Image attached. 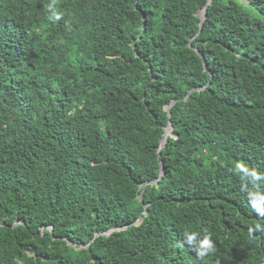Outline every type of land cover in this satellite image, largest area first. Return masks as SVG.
<instances>
[{"label": "trees", "instance_id": "obj_1", "mask_svg": "<svg viewBox=\"0 0 264 264\" xmlns=\"http://www.w3.org/2000/svg\"><path fill=\"white\" fill-rule=\"evenodd\" d=\"M206 1L0 0V264H264V0Z\"/></svg>", "mask_w": 264, "mask_h": 264}, {"label": "clouds", "instance_id": "obj_2", "mask_svg": "<svg viewBox=\"0 0 264 264\" xmlns=\"http://www.w3.org/2000/svg\"><path fill=\"white\" fill-rule=\"evenodd\" d=\"M50 18L53 21L61 18V13L50 8ZM235 171L240 175L241 180L251 177L253 181H264V174L258 172L255 168H249L244 163H236ZM255 185V184H253ZM247 195L251 202V207L256 211L259 216H264V192L259 190H247ZM254 230L264 231V226L256 224L254 229H249L251 233ZM186 241L192 245L196 256L203 260L207 255L215 251V244L211 239L210 234H205L202 237L195 232L186 233Z\"/></svg>", "mask_w": 264, "mask_h": 264}, {"label": "water", "instance_id": "obj_3", "mask_svg": "<svg viewBox=\"0 0 264 264\" xmlns=\"http://www.w3.org/2000/svg\"><path fill=\"white\" fill-rule=\"evenodd\" d=\"M211 0H207L206 1V4L197 12V15L199 17V23H198V26H199V29H198V32L197 34L199 33L201 27H202V24H203V21L206 17V11H207V5L210 3ZM143 24H145V16H143ZM189 46H191L190 43H188ZM195 52H197L201 57H202V53L200 51H198V49L196 47L193 48ZM204 88V87H202ZM202 88H194V89H190L187 93V96L192 92V91H198V90H201ZM176 100L175 99H172L170 101V103H168L166 105V112H167V116L170 117V108L172 106V104H174ZM171 130H172V126H171V123L169 122L168 125L164 128L163 130V134H162V137L160 139V142H159V145H158V148H157V159H158V162L160 164V173H159V177L162 176L163 174V167H162V163H161V160H160V157H159V151L160 149L165 145L166 143V140H167V136L171 133ZM158 177V178H159ZM156 181V180H155ZM153 181V182H155ZM147 182H145L144 184H146ZM141 220V218H140Z\"/></svg>", "mask_w": 264, "mask_h": 264}]
</instances>
